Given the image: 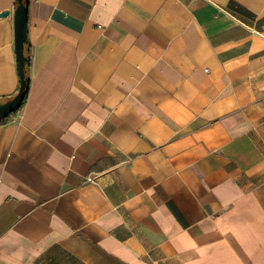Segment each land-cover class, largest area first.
Here are the masks:
<instances>
[{
    "label": "crops",
    "instance_id": "1",
    "mask_svg": "<svg viewBox=\"0 0 264 264\" xmlns=\"http://www.w3.org/2000/svg\"><path fill=\"white\" fill-rule=\"evenodd\" d=\"M0 0V97L17 93ZM0 121V264H264V0H27Z\"/></svg>",
    "mask_w": 264,
    "mask_h": 264
},
{
    "label": "water",
    "instance_id": "2",
    "mask_svg": "<svg viewBox=\"0 0 264 264\" xmlns=\"http://www.w3.org/2000/svg\"><path fill=\"white\" fill-rule=\"evenodd\" d=\"M14 10V37L17 67L19 70V90L10 97H0V120L8 117L12 112L18 110L29 88V52L27 47V0H15ZM8 12H1L0 17L7 16Z\"/></svg>",
    "mask_w": 264,
    "mask_h": 264
},
{
    "label": "trees",
    "instance_id": "3",
    "mask_svg": "<svg viewBox=\"0 0 264 264\" xmlns=\"http://www.w3.org/2000/svg\"><path fill=\"white\" fill-rule=\"evenodd\" d=\"M18 75H19V70H18ZM18 90H19V88H18ZM27 93H28V90H27L26 93H25V96H24L25 99H26V95H27ZM25 99H24V101H25ZM24 101H23V103H24ZM23 103H22V104H23ZM2 120H4V119H2ZM0 121H1V120H0Z\"/></svg>",
    "mask_w": 264,
    "mask_h": 264
}]
</instances>
